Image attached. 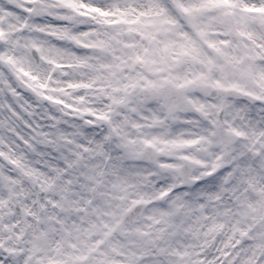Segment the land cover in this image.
I'll list each match as a JSON object with an SVG mask.
<instances>
[{
    "label": "rangeland",
    "instance_id": "1",
    "mask_svg": "<svg viewBox=\"0 0 264 264\" xmlns=\"http://www.w3.org/2000/svg\"><path fill=\"white\" fill-rule=\"evenodd\" d=\"M167 84L183 91L208 120L182 110L168 119L157 96ZM215 88L253 95L257 103L208 99ZM220 108L223 127L216 118ZM181 118L194 139L173 134ZM125 119L136 128L126 130ZM158 126L164 132L153 133ZM260 128L264 0H0V264H232L237 252L222 239L232 221L233 233L250 232L263 250L264 238L255 240L256 230L242 225L228 194L231 188L247 194L248 220L260 229L264 159L247 153ZM146 145L162 159L137 163ZM181 157L202 164L191 175L198 180L193 187L181 188L171 169L180 168ZM231 171L237 174L226 182ZM33 184L45 201L37 203ZM217 187L220 195L209 199ZM121 198L129 204L122 207ZM138 202L148 207L135 225L98 248ZM221 202L228 205L226 222L217 218ZM78 209L92 220L87 228L77 220ZM63 219L71 220L69 236H63ZM186 225L203 230L175 249L176 238L188 234ZM213 232L219 237L213 257H197ZM240 256L248 260L243 264H264Z\"/></svg>",
    "mask_w": 264,
    "mask_h": 264
},
{
    "label": "flooded vegetation",
    "instance_id": "2",
    "mask_svg": "<svg viewBox=\"0 0 264 264\" xmlns=\"http://www.w3.org/2000/svg\"><path fill=\"white\" fill-rule=\"evenodd\" d=\"M220 99V98H219ZM222 102H224V100H222V99H220ZM242 101V100H241ZM243 101H245V100H243ZM246 103H250V104H256L257 103V98H255V101H249V102H247V101H245ZM221 109L222 108H220V110L218 111V113L219 112H221ZM218 113H217V121H218V123H219V125L220 126H225V124H226V121H225V110H224V108H223V119H220L219 118V116H218ZM204 118L203 119H200L202 122H206L207 120H208V117L204 114ZM247 125V124H246ZM249 127H251V128H254L255 127V124L254 123H251L250 125H249ZM255 131H256V134L254 135V137L256 138V139H258L257 141H258V143L254 146V147H248V151H247V153L249 154V156H250V158H254V159H256V160H258V159H260V158H263L264 159V129L263 128H260V129H254ZM253 130V131H254ZM197 153L200 155V156H202V157H206L207 156V154H208V152L206 151V150H198L197 151ZM160 154H161V156L157 159V160H155V161H151V162H140L139 161V159H138V157L137 158H135L136 159V162L137 163H150V164H154V163H156L157 161H159L160 159H162V157H163V153H161L160 152ZM184 159H187V158H183V157H181V158H179L178 159V161H179V163H180V168H179V166L177 167V165H174V166H172L171 167V169L173 170V171H175V172H177V174H178V176H179V181H181L182 180V173H181V167H182V165H183V160ZM188 161H194V160H189V159H187ZM194 162H196L198 165H197V167H195V168H193L192 170H191V172L189 173V178L190 179H192V180H194V183L191 185V186H188V187H185V188H189V187H193V186H195L197 183H198V180L197 179H195V178H192V173L195 171V170H198V169H200V167H201V163L200 162H197V161H194ZM230 174H228L227 176H226V178H225V180H226V182L227 181H229L231 178H233V176L235 175V174H237V173H235V172H229ZM166 179V178H165ZM239 180V178H237V181ZM180 187L181 188H184V187H182V181H181V184H180ZM245 188L248 190V191H250L251 189H252V187H251V185L249 184V183H245ZM213 189H216V192H219V195H220V193H221V190L220 189H218V187L217 188H212L211 190H213ZM210 190V191H211ZM260 191V192H259ZM256 193H259V194H263V189L262 188H259L257 191H256ZM228 194H230V197H229V203L231 202V194H233L235 197H236V195H239L238 197H248L247 196V194H245L241 189L240 190H236L235 188H231L230 190H228ZM259 196V195H258ZM257 196V197H258ZM249 199V198H248ZM250 200V199H249ZM235 202H233L232 204H234ZM249 203H252V201L250 200V202ZM250 206V205H249ZM260 206H261V204H260ZM232 207H234V206H232ZM263 210H262V212L264 213V208L263 207H261ZM247 209H249V207L247 208ZM216 210H219L220 211V213L218 214L219 216L217 217L218 218V220L219 221H224L225 219H227L228 217H229V214H228V210L225 212V211H222V209H216ZM175 212L176 213H179L180 212V210L179 209H175ZM239 213V211L237 210V214ZM124 214V213H123ZM143 214V213H142ZM141 214V215H142ZM240 214V213H239ZM238 214V217H239V219L240 218H242V219H244V216H240ZM140 215V216H141ZM123 216V215H122ZM224 216H226V218L224 217ZM137 218H139V217H137ZM137 218L135 219V221H134V223L133 224H129V223H124L123 225H122V227H121V229L119 230V231H117V232H115L112 236H111V238L107 241L106 239H107V237L111 234V232L113 231V229L116 227V225L112 228V230L108 233V234H106L105 235V237L103 238V240L101 241V242H99L98 243V245H97V247L98 248H101V247H103L104 245H108L109 243H110V241L112 240V238L114 237V236H116V235H118V234H120L121 233V231H122V229L125 227V226H129V227H133L134 225H135V223H136V220H137ZM253 218V217H252ZM255 218V217H254ZM261 218V219H260ZM259 218V220H258V222H260L261 224H264V216L262 215L261 217ZM227 220H225L224 222H226ZM206 222V221H205ZM248 222V223H247ZM241 223H242V225H251V227L253 228V229H255L256 230V235H257V239H255V240H261L262 238H264V236L262 235L263 233H264V231H262V230H260V229H257L256 227H254L253 225H255V222L253 221V220H248V219H244L243 221H241ZM229 227H228V233L225 235V237L224 238H222V239H227L228 241H230L231 242V248L232 249H234L235 251L233 252L234 254H236V252H240L241 254H243L244 252H247V254H249V255H247V257H249V256H260V257H262V256H264V248H263V250H261L260 249V243L257 241V242H253V241H251L250 240V237H249V234H250V232H235V233H233V229H234V222L232 221V222H229ZM256 226H257V224H256ZM190 226H188V225H186V228H184V230H186V231H188V234H185V235H187V236H180V237H178V238H180V239H184L185 240V242H186V240H189V238L190 237H192V239H195L196 238V235H198L199 234V230L202 232V230L203 229H200V228H198V226H197V228H195L196 226H192V228H189ZM149 229H151V227H148ZM195 228V229H194ZM163 229V228H162ZM162 229H161V231H162ZM194 230V231H193ZM252 233H253V231H252ZM193 235V236H192ZM189 236V237H188ZM209 237H208V239H207V241L206 242H204L203 243V246H202V248H201V250L197 253V257H199V258H204V259H206V258H210V257H213V255H214V252H215V248H216V246H217V243H219V237L217 236V235H215V232H213V234H209L208 235ZM221 239V240H222ZM250 242V243H249ZM249 243V245L250 246H248V247H245L247 244ZM130 244H133L132 242H130V243H128V245H130ZM211 246V248H209ZM130 247H132L131 245H130ZM240 248V249H239ZM248 249V251L250 252V253H248V251H243L242 249ZM209 249V251H208V253H205V251L206 250H208ZM216 255H218V254H216ZM216 255L214 256V257H216ZM236 256H237V254H236ZM236 256H234V255H232V256H230V257H232V258H235ZM145 258V257H144ZM192 264H203L202 263V260H194L193 261V263Z\"/></svg>",
    "mask_w": 264,
    "mask_h": 264
},
{
    "label": "water",
    "instance_id": "3",
    "mask_svg": "<svg viewBox=\"0 0 264 264\" xmlns=\"http://www.w3.org/2000/svg\"><path fill=\"white\" fill-rule=\"evenodd\" d=\"M79 48L83 49V46H79ZM32 56L34 57L36 64H38V62L40 61V58L34 49H32ZM17 84L24 89L23 84H21L19 81H17ZM143 94H144L146 99L150 98L149 92L144 91ZM217 95H220L222 98H225V97L240 98L239 93L235 90H221V89L212 90L210 97H215ZM158 96L160 99L163 100V102L165 104L168 117L173 112H175L179 107L188 113H194V114L198 115L200 118H204L203 115L191 104V102L185 98L183 92L177 88H174L171 85L164 86L163 91L161 93H159ZM243 98L251 99L250 97H247V96L243 97ZM174 102L177 103V107H175V108L172 107V104ZM222 117H223V112H221L219 115L220 119ZM159 157H160V155L158 153H156L155 151H153L151 148L148 147V148H146V150L144 151L143 155L140 157L139 160H141V161H155ZM183 163H184V166L181 169V173L183 176L184 185H187V184L192 185L194 183V181H190L188 179V177H189V173L191 172V170L193 168L197 167V165L190 163V162H187L186 160H183ZM98 189L99 188H97L94 191L97 192ZM33 190L36 194V200H37V202H39L44 197L45 194L43 191H41L39 189L37 184H33ZM94 197H97V195H95ZM146 206H147V204L139 203V204H136L135 206H133L131 209H129L125 213V215L123 216L122 221L113 230L112 234L119 231L124 223L133 224L135 221V218L137 216L141 215V213L143 212V210ZM110 238H111V235H109L106 240L108 241ZM209 248H211V246ZM208 251H209V249L206 250L205 253H208Z\"/></svg>",
    "mask_w": 264,
    "mask_h": 264
},
{
    "label": "bare ground",
    "instance_id": "4",
    "mask_svg": "<svg viewBox=\"0 0 264 264\" xmlns=\"http://www.w3.org/2000/svg\"><path fill=\"white\" fill-rule=\"evenodd\" d=\"M54 66H55V68H58L61 65L59 63H56ZM83 90H84L85 93H87V88H84ZM144 108L147 109V106H144ZM147 111L148 110H146V113L144 114L143 117H147L148 116ZM188 123H189V121L187 119L181 118V120H179L175 124V126L173 127V130H172L173 134L175 136H177V137H180V138L187 137V138H190V139H194L195 136L191 137L192 132H191V130L189 128V124ZM124 127H125L126 130H131V129L133 130V129L136 128V126L132 122L127 120V119L124 120ZM151 131H153V133H155V134H161L162 132H164V128L162 126H158L157 128H153ZM94 165H95V163H94ZM148 172H149V169L146 168L145 171L142 172V175L146 176V175H148ZM138 175L139 174H137V178L133 177L131 182L129 181V186H130L129 188L130 189H135V187H136L135 181L136 180H140ZM165 181L168 182V179L166 178ZM111 188H112V192L111 193H116L118 191L117 189H115L114 186H112ZM217 195H219V192H216V189H213V190L210 191L209 199H214ZM231 199L232 200L230 202V206L232 205V206L236 207L237 210L240 213V214L238 213L240 216H244V219H250V218L253 217V215L251 214L249 209H247L249 207V205H250V203H249L250 200L248 199V197H241V196L240 197H235L233 194H231ZM109 201L112 202V198H110ZM233 202H235V203L232 204ZM120 203H121L122 207H124L127 204H129L128 201L125 198H121L120 199ZM64 204H66V203L64 202ZM221 205L223 206V208L219 207V209H222V211L226 212L228 210V205L226 204V202H221ZM107 206L110 207L111 204L107 203ZM224 217L226 218V216H224ZM77 220L81 221L85 228H87L89 223L92 222V220L89 221L88 215H86L85 212L83 210H81V209H78V211H77ZM63 223L66 225V229L68 230V233L65 232V230L63 231V233H64L63 236H69L70 233L73 232V226L71 225V220L63 219ZM147 224H149V222H146L144 225H147ZM256 224H257L258 227L259 226L262 227V228L259 227L260 230L264 231L263 230L264 229V227H263L264 224H261L258 221L256 222ZM95 225L99 226V223H98L97 219L95 221ZM155 226H156V228L158 230H161L163 228V225H158V223L155 224ZM262 235L264 236V233ZM185 243L186 242H185L184 239H180V238L177 237L175 242L173 243V245H174L175 249H178L179 247H183V245ZM130 245L132 246V251L134 252L135 251V249L133 248L134 245L133 244H130ZM242 250L243 251H248V249H242ZM134 253H137V250ZM248 253H250V252L248 251ZM243 254L246 257H247V255H249V254H247V252H244ZM243 254H241L240 252H237V256L235 258H232L234 260V263H232V264H243L246 261H248L246 258H242L240 256V255H243ZM262 257H264V256H262ZM262 257L255 256V259H256V261H259L258 263H260V262L264 261V260L261 259ZM251 264H257V263L256 262H251Z\"/></svg>",
    "mask_w": 264,
    "mask_h": 264
},
{
    "label": "snow or ice",
    "instance_id": "5",
    "mask_svg": "<svg viewBox=\"0 0 264 264\" xmlns=\"http://www.w3.org/2000/svg\"><path fill=\"white\" fill-rule=\"evenodd\" d=\"M9 101H10V103H11V106H12L13 108H15V107H16V104H15L14 102L11 101V98H9ZM261 259L264 260V257H262Z\"/></svg>",
    "mask_w": 264,
    "mask_h": 264
}]
</instances>
